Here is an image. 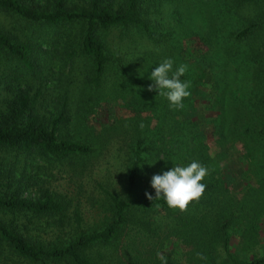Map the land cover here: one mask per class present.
<instances>
[{
  "label": "rangeland",
  "instance_id": "obj_1",
  "mask_svg": "<svg viewBox=\"0 0 264 264\" xmlns=\"http://www.w3.org/2000/svg\"><path fill=\"white\" fill-rule=\"evenodd\" d=\"M36 1L42 4L40 0ZM221 1L165 0L159 6L145 2L142 8L155 26V34L165 37L156 46L130 34L120 38L116 31H111L107 38V48L113 58L135 68L137 84H152L151 72L165 58L174 61L173 70L186 64L188 68L183 78L190 82L193 101L190 102V96L185 98L183 108L170 107L167 98L158 95V91L143 100L146 91L140 88L141 85L135 87L136 82L121 77L114 67L106 70L98 90L93 93L87 83L89 67L86 62L78 57L66 59L64 54L59 60L53 57L45 60L40 74L19 78L29 79L31 92L38 89L37 109L44 117L57 112L61 99H65L69 120L61 127L60 134L86 140L95 149L82 160H42L34 162L33 165L39 168L33 172L28 167L29 176L36 184L23 196L34 198L46 192L65 205L61 214L51 217L11 219L9 216L8 221L14 220L23 238L45 246L65 243L74 236L72 219L75 211L81 217L84 230L104 222L110 215L104 193L124 196L131 147L140 139L152 141L153 151L146 161L136 195L155 191L151 187L152 176L181 166L178 159L190 160L184 162L189 164L198 161L209 172L217 166V178L222 180L226 190L217 197V208L227 206L239 212L237 229L230 243L233 254L241 261L264 255V145L242 135L244 127L264 125L263 107L253 106L258 98H264V82L261 86L254 77L264 69V27L241 41L234 40L236 31L256 15L264 13V1L240 6L226 2L217 7ZM0 27L13 29L10 21L1 15ZM51 32L43 33L47 36ZM76 37V28H63L62 40L65 39L68 50L76 47ZM144 62L154 66L150 72ZM3 64L1 59L0 65ZM132 95L154 110L134 117L127 109V101ZM155 97L159 98L158 103L166 105H160L164 111L161 113L166 117L153 119L158 110L152 104ZM91 98L98 103L88 109L84 104L90 106ZM84 106L90 111L89 116ZM85 115L88 116L86 121ZM190 120H195L191 123L196 125L198 132L189 130L187 123ZM174 121L179 122V127L173 130L177 133L173 132L176 136L173 135L171 141L167 133ZM215 124L217 130L212 129ZM181 143L183 146L177 150V156L167 159L163 151L181 147ZM251 225L256 227L254 236L249 231ZM143 242L135 241L129 247L128 242L123 241L115 252L126 264L131 258L137 259L139 264L149 263L155 254L154 241ZM172 246L176 247L173 254L176 260L187 251L163 243L164 248L157 253L163 255ZM101 255L110 256L112 250L92 249L89 252L94 259ZM157 258L160 257L157 255ZM9 262L29 264L15 257L11 260L9 257Z\"/></svg>",
  "mask_w": 264,
  "mask_h": 264
},
{
  "label": "trees",
  "instance_id": "obj_2",
  "mask_svg": "<svg viewBox=\"0 0 264 264\" xmlns=\"http://www.w3.org/2000/svg\"><path fill=\"white\" fill-rule=\"evenodd\" d=\"M164 1L40 0V5L36 0H0V15L9 20L13 27L11 30L0 27V60L4 62L0 65V264H11L9 257L10 260L15 257L29 264H126L115 252L120 243L126 241L132 247L135 241L142 243L150 239L154 241L153 260L140 264H162L156 253L164 248L163 243L187 249L184 256L177 260L173 257L176 247L163 252L167 264H264V255L241 261L233 254L230 243L237 229L239 212L227 206L217 208V197L226 191L222 180L217 178V166L209 172V177L201 181L206 185L202 196L191 201L185 211L169 208L163 198L150 201L145 193L136 195L146 161L153 151L152 141L139 139L132 145L124 180V196L104 193L110 215L95 228L82 229L81 217L75 211L72 219L74 236L63 244L45 246L27 241L16 229L14 220L10 221L25 216L51 217L64 211V202L46 192L34 198L23 196L36 184L29 176L28 167L33 172L39 168L33 165L34 162L42 160H82L95 150L86 140L60 134L61 127L69 120L65 99H61L57 112L44 117L37 109L40 98L38 89L31 92L29 79L19 78L40 74L45 60L52 57L59 60L64 54L66 59L78 57L86 62L89 67L87 83L93 93L98 90L101 78L109 67H114L121 77L136 82L138 75L133 71L135 68L113 58L107 48V38L111 31H116L120 38L130 34L158 45V41L165 37L155 34V26L146 18L142 5L148 2L151 6H159ZM262 1L222 0L217 7L224 6L226 2L240 6ZM64 27L76 28V47L72 50H68L65 39L62 40ZM263 27L264 13H261L236 31L234 40L241 41ZM48 30L52 32L45 36ZM143 64L149 72L154 67L151 62ZM257 73L259 75L255 73L254 77L262 86L264 69ZM181 80L184 81L183 76ZM135 85H141L140 88L146 91L143 100L148 99L149 95L152 97L156 91L148 92L151 83L136 82ZM189 99L193 101L192 96ZM158 100L155 97L152 102L158 108L153 119L166 117L162 115L164 111L160 107L166 105L158 103ZM127 102V109L134 117L154 110L151 105H144L136 95H132ZM97 103L91 98L90 106L84 105L92 109ZM253 106L263 107L264 110V98H258ZM87 108L84 106L89 116ZM88 116H84L85 121ZM172 117L175 119V116ZM191 121L195 120H190L187 127L192 133L198 132ZM178 123L174 121V128L168 129L171 141L173 135L176 136L173 132L177 131L173 130L179 127ZM212 129L217 130V124ZM242 135L264 145V125L244 127ZM182 146L183 143L181 147L163 151L166 158H175ZM178 160L181 166L189 165L184 162L190 160ZM147 193L155 197V191ZM9 216L11 219L8 221ZM249 231L254 236L256 227L251 225ZM92 249L112 250L114 255H101L94 259L89 256ZM197 252L203 253L206 259H198ZM128 264H139V261L131 258Z\"/></svg>",
  "mask_w": 264,
  "mask_h": 264
},
{
  "label": "clouds",
  "instance_id": "obj_3",
  "mask_svg": "<svg viewBox=\"0 0 264 264\" xmlns=\"http://www.w3.org/2000/svg\"><path fill=\"white\" fill-rule=\"evenodd\" d=\"M174 61L165 58L155 66L149 77L153 84L148 91H158V95L167 98L170 107L183 108V100L191 95L190 82L181 80L188 66L181 64L173 70ZM143 127V125H141ZM209 174L207 167L198 161H192L187 166H175L162 174L153 175L151 187L155 190V197L145 193L146 199L158 200L163 198L171 209L185 211L191 201L198 200L205 191L206 185L201 181ZM162 264H167L166 257L157 253ZM198 259H206L203 253L197 252Z\"/></svg>",
  "mask_w": 264,
  "mask_h": 264
}]
</instances>
